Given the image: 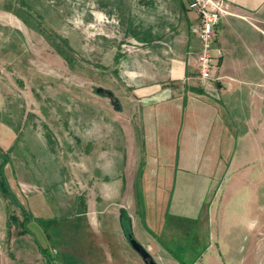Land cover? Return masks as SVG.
<instances>
[{
  "label": "rangeland",
  "instance_id": "rangeland-1",
  "mask_svg": "<svg viewBox=\"0 0 264 264\" xmlns=\"http://www.w3.org/2000/svg\"><path fill=\"white\" fill-rule=\"evenodd\" d=\"M42 1L48 7L55 4V0ZM79 1V12L63 15V33L57 31L61 41L51 47L41 38L46 40L48 33L57 36L47 27L55 24L46 25L42 10L30 0H0V16L15 18L23 28V32L11 29L0 20V191L4 192L0 222L6 219V229L15 226L14 217L25 218L21 227L34 245L51 255L62 232L103 226L130 231L126 218H131L135 231L138 227L159 237L181 262L175 248L183 233L176 231L181 227L177 221L198 228L197 220L218 214L208 220V227L213 231L215 223L222 227L235 222V238H229L235 239V264H264V200L243 234L241 219L249 218L242 205L246 199L236 195V188L231 207L222 212L221 186L212 200L217 176L205 182L199 174L162 175L148 155L140 159L138 140L155 135L152 110L143 114L136 109V78L126 74L119 56L111 60L124 49L109 39L102 19L107 17L98 15L87 0ZM27 18L38 31L27 27ZM138 49L128 46L124 54ZM96 88L111 91L119 110L96 96ZM205 183L198 193L196 185ZM60 186L62 195H58ZM178 201L181 212L185 204L190 206V216H171ZM224 202L228 204L229 198L224 197ZM62 203L63 210L58 207ZM201 205L204 213L199 211ZM117 216L124 217L120 224ZM195 236L191 229L190 240L184 239L197 252L204 240Z\"/></svg>",
  "mask_w": 264,
  "mask_h": 264
},
{
  "label": "crops",
  "instance_id": "crops-1",
  "mask_svg": "<svg viewBox=\"0 0 264 264\" xmlns=\"http://www.w3.org/2000/svg\"><path fill=\"white\" fill-rule=\"evenodd\" d=\"M87 1L98 15L107 17L109 23L104 24V29L110 32L109 39L124 49L111 56V60L119 56L126 74L136 78L134 106L143 114L152 110L155 135L138 140L142 145L136 149L140 159L148 155L162 175L199 174L205 182L209 176H217L212 200L222 187L219 206L222 212L231 207L236 188V195L246 199L242 205L249 219H241L239 226L244 234L246 224L256 220L259 202L264 200V0H226L232 15L219 19L211 44L213 76L222 79L206 85L197 80L195 60L201 47L195 31L197 16L187 8L190 0ZM29 3L43 11L46 25L55 24L56 29L47 26L55 34L58 30L63 33V15L80 10L79 0H55L51 7L42 0ZM0 20L7 21L11 29H23L11 16L3 14ZM25 21L29 29L38 31L35 23L28 18ZM48 34L46 40L41 37L42 41L38 40L46 46H57L61 35ZM128 46L139 49L134 54H124ZM205 185H196L198 193ZM62 189L60 186L58 195H62ZM224 197L229 198L228 204ZM58 207L63 210L64 203ZM200 208L204 213L205 207ZM182 210L179 201L174 203L171 216L185 217L192 213L186 204ZM217 215L206 214L205 220H197L198 228L191 227L197 233L195 237L204 240V246L197 252L184 239L189 236L190 240L187 222L176 220L181 224L176 231L183 233L178 235L175 248L181 262L162 246L159 237L138 227L135 231L131 218H126L131 227L129 234L121 227L110 230L105 226L62 232L57 237L61 242L51 247V255L34 245L21 227L25 218L14 217L15 226L8 225L6 229L4 219L0 222V264H46L45 256L52 264H143L129 246L128 235L155 264H235V239H229L235 238V222L222 227L215 223L212 231L208 220L213 221ZM121 218L124 217L117 216L116 222L120 224ZM170 240L175 241L174 237Z\"/></svg>",
  "mask_w": 264,
  "mask_h": 264
},
{
  "label": "built area",
  "instance_id": "built-area-1",
  "mask_svg": "<svg viewBox=\"0 0 264 264\" xmlns=\"http://www.w3.org/2000/svg\"><path fill=\"white\" fill-rule=\"evenodd\" d=\"M187 8L197 16L196 36L200 42V52L196 57L195 66L197 80L202 85L222 79L214 77L215 62L211 55V44L215 38L214 28L222 17L231 16L226 0H190ZM104 19V24L109 20ZM101 21V20H100Z\"/></svg>",
  "mask_w": 264,
  "mask_h": 264
},
{
  "label": "water",
  "instance_id": "water-1",
  "mask_svg": "<svg viewBox=\"0 0 264 264\" xmlns=\"http://www.w3.org/2000/svg\"><path fill=\"white\" fill-rule=\"evenodd\" d=\"M94 94L96 96L108 99L110 106L118 111L117 99L114 97L111 91L102 88L94 89ZM128 243L131 249L139 256L143 264H155L150 255L142 248L134 239L128 237Z\"/></svg>",
  "mask_w": 264,
  "mask_h": 264
},
{
  "label": "trees",
  "instance_id": "trees-1",
  "mask_svg": "<svg viewBox=\"0 0 264 264\" xmlns=\"http://www.w3.org/2000/svg\"><path fill=\"white\" fill-rule=\"evenodd\" d=\"M123 232L129 234V231L126 229H123ZM128 236H130V235H128ZM42 252H44V251L42 250ZM45 259H46V264H52V261L50 259H48L47 256H45Z\"/></svg>",
  "mask_w": 264,
  "mask_h": 264
}]
</instances>
